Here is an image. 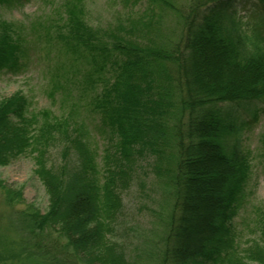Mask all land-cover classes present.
<instances>
[{"label": "trees", "instance_id": "trees-1", "mask_svg": "<svg viewBox=\"0 0 264 264\" xmlns=\"http://www.w3.org/2000/svg\"><path fill=\"white\" fill-rule=\"evenodd\" d=\"M81 1L62 4L61 26L46 29L89 67L88 118L106 135L103 153L88 119L35 112L23 92L0 101V167L30 157L50 203L43 212L0 179L7 206H22L15 233L25 239L0 264H264V207L248 256L235 231L251 173L236 109L264 101V0H120L125 16L98 29ZM239 5L252 31L236 20ZM25 44L0 21V72H18ZM140 171L167 196L164 236L146 263L113 234Z\"/></svg>", "mask_w": 264, "mask_h": 264}, {"label": "rangeland", "instance_id": "rangeland-1", "mask_svg": "<svg viewBox=\"0 0 264 264\" xmlns=\"http://www.w3.org/2000/svg\"><path fill=\"white\" fill-rule=\"evenodd\" d=\"M67 1L32 0L22 6L0 7V21L6 20L17 25L26 43L22 67L18 72H0V101L23 92L30 99L35 112L48 110L58 117L73 114L78 120L88 119L92 133L96 132V143L102 146L106 143V135L94 130V123L88 118L90 99L88 91H84L83 81L89 67L85 60H80V53L69 50L65 38L59 36V31L49 36L46 29L49 25L61 26V5ZM78 6L83 8L84 19L94 29L116 23L118 18L125 16L120 0H82L78 2ZM234 12L242 27L252 31L250 8L239 5ZM236 112L240 131L239 144L251 164V173L245 199L236 219L235 231L239 236L238 252L248 256L247 250L249 253L255 250V241H262L256 217L264 207V101L239 107ZM103 149L104 147H100L101 153ZM58 158V152L51 156L54 163L59 161ZM34 170L33 160L23 157L7 167H0V179L9 188L21 189L27 202L34 203L46 212L50 204L49 197ZM143 173L138 172L129 189L123 193L124 213L113 233L114 238L123 243L126 254L134 259H141L140 263H146V257L152 258V253L154 255L159 249L157 245L164 236V218L167 213V196L163 187L152 174L149 176L145 172L144 176ZM20 209L22 206L19 205L7 206L0 190L1 263L3 258L19 252L18 243L25 242V239L15 233L20 228L19 224L16 225ZM24 256L26 255L23 254L22 257ZM31 259L32 256L29 260ZM248 261L250 263L252 260ZM252 263L263 264L256 261Z\"/></svg>", "mask_w": 264, "mask_h": 264}]
</instances>
